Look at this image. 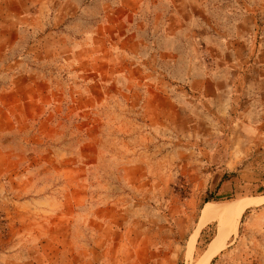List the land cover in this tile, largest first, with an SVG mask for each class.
Returning a JSON list of instances; mask_svg holds the SVG:
<instances>
[{
	"label": "rangeland",
	"instance_id": "1",
	"mask_svg": "<svg viewBox=\"0 0 264 264\" xmlns=\"http://www.w3.org/2000/svg\"><path fill=\"white\" fill-rule=\"evenodd\" d=\"M212 249L264 264V0H0V264Z\"/></svg>",
	"mask_w": 264,
	"mask_h": 264
},
{
	"label": "bare ground",
	"instance_id": "2",
	"mask_svg": "<svg viewBox=\"0 0 264 264\" xmlns=\"http://www.w3.org/2000/svg\"><path fill=\"white\" fill-rule=\"evenodd\" d=\"M210 210L211 209H210L209 205L204 208V210H203L204 217H207V215L209 214ZM213 252H214V250L212 249L208 253H206V255L204 256V258H202L203 260L201 261L200 264H207L209 262L211 256H212V253Z\"/></svg>",
	"mask_w": 264,
	"mask_h": 264
}]
</instances>
